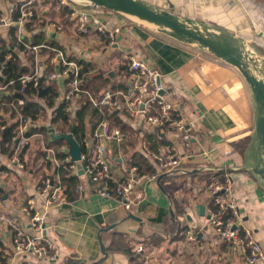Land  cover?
I'll list each match as a JSON object with an SVG mask.
<instances>
[{
	"label": "crops",
	"instance_id": "obj_1",
	"mask_svg": "<svg viewBox=\"0 0 264 264\" xmlns=\"http://www.w3.org/2000/svg\"><path fill=\"white\" fill-rule=\"evenodd\" d=\"M52 1L71 10L65 23L59 15L50 17ZM143 1L179 16L223 28L264 49V0ZM16 2L0 0V18H12ZM74 11L76 14L85 13L89 22L102 23L107 28L119 26L116 43L108 46L103 35L80 32L76 15L72 14ZM35 13L46 37L54 39L68 58L84 60L92 65L89 74L104 70L112 80L119 79L122 67L127 69L130 55L147 59L159 70L163 86L174 91L181 113L196 122L189 150L183 148L178 134L164 133L161 146L176 154H190L188 161L175 170L243 166L244 153L241 155L235 151L234 144L247 136L251 140L253 108L248 87L235 68L100 7L41 0L35 4ZM52 23L59 29L52 27ZM11 27L16 26L0 24V36L6 41L11 37ZM14 34L17 38V31ZM13 50L25 64L27 54L18 47ZM47 58L48 55L41 54L40 76L47 68ZM51 82L57 86L58 94L65 91L62 76ZM123 82L128 85L126 79ZM54 101L55 105L59 103L55 98ZM2 114L0 121L8 127L11 119L6 112ZM124 120L144 130L131 116L125 115ZM33 138L38 141V146L34 148V139H31L24 148L23 169L12 162V146L6 143L3 149L0 146V163L9 169L0 175V214L22 231L31 233L23 206L31 201L34 207L44 212L47 236L61 253L72 252L77 256L76 260L53 264H246L236 250L222 243L207 226L205 210L200 212V206H204L207 197L205 187L210 180L201 173L206 170L170 172L154 180L145 179L139 186L144 192L141 201L134 203L129 210L114 198L99 196L95 185L82 177L80 181L84 183V190L78 198L70 200L69 195L61 194L52 207L46 208L38 194V186L42 174H47L46 178L54 177L55 164L52 163L50 168L46 165L40 167L42 155L34 154L32 157V153L43 152L47 141L37 136ZM135 138L131 140L125 135L122 144L112 142L109 145L108 162L116 178L122 176L129 153L141 146L140 137ZM29 165L38 166V170ZM229 173L242 220L252 230L264 252V190L247 171ZM186 231H193L195 239H187ZM0 242V264H49L30 255L15 254L11 232L4 224H0ZM139 246L143 247V252L137 255L135 250ZM259 264H264V258Z\"/></svg>",
	"mask_w": 264,
	"mask_h": 264
},
{
	"label": "built area",
	"instance_id": "obj_2",
	"mask_svg": "<svg viewBox=\"0 0 264 264\" xmlns=\"http://www.w3.org/2000/svg\"><path fill=\"white\" fill-rule=\"evenodd\" d=\"M39 1L41 0H17L15 19L13 20L11 16L0 18V24L3 26L14 24L17 27L18 42L34 51L33 72L17 79L21 84L19 90L21 93H25L24 85L27 82H33L38 87V81L41 80L39 67L41 54L38 50L46 46H29L22 41L24 26L33 18L35 4ZM58 1L61 4L69 2L68 0ZM72 14L76 15L78 30L83 34L96 32L105 37L108 46L116 43V36L120 33L119 26L107 28L102 23L89 22L83 12L76 14L74 11ZM51 26L59 29L55 23H52ZM48 49L52 52L48 58L54 69L47 74L46 81H55L59 76L64 78L65 91L62 94L56 93L55 100L64 102L66 110L81 106L85 100H88L93 107L100 111L103 107L116 110L121 107L144 130L148 132L152 129L157 130L155 138L158 142L162 141L164 133L173 132L181 138L183 148L190 149L196 122L181 113L174 91L163 86L159 70L147 59L137 55L128 56L126 77L128 85L126 88L93 95L81 86L82 66L76 60L68 59L64 50L58 47ZM11 87L12 82L0 86V115H3L6 108L11 122L16 124L15 134L6 144L13 148V164L23 169L22 152L29 141L36 136L40 137L42 141L44 140L42 134L30 133V131L44 122L34 119L31 114L25 112L26 98H9L13 96L10 92ZM0 122L3 123L2 120ZM6 127L5 123L0 124V139L1 132ZM90 128V131L85 133L79 142L81 147L80 162L84 163L83 174H78L76 163L71 161L66 145L59 149L60 152L67 153L63 162L70 164L73 174L96 184L95 192L99 196L116 199L126 210H129L134 203L141 201L144 192L139 186L142 181L145 179L154 180L160 173H170L178 169L188 161L190 155L176 154L161 144L152 148L148 141L142 140V151L155 165L156 171L149 174L139 170L136 165H123L122 176L116 178L112 174L108 162L109 145L112 142L122 144L125 141L124 132L119 126L114 125L109 116L105 114ZM48 131L50 134H60L57 125H50ZM42 150L44 160L48 159L55 165H59L60 162L54 149L45 145ZM62 190L59 177L55 180L46 178L42 185L38 186V194L42 197L46 208L52 207L58 201ZM83 190L84 183L77 182L69 194V199L78 198ZM205 192L207 197L204 210L207 215V226L215 232L222 243L236 250L246 264H259L264 258V252L252 230L242 220L237 200L234 197L231 174L222 171L220 175L210 178L206 184ZM22 210L28 215L31 233L22 231L5 215L0 214V224H4L11 232L15 254L30 255L49 264L57 261L67 263L70 260H76L77 256L72 252L61 253L55 242L47 236L44 212L34 207L31 201L26 203ZM186 237L189 240H194L195 233L186 231ZM142 252V246L135 250L137 255Z\"/></svg>",
	"mask_w": 264,
	"mask_h": 264
},
{
	"label": "trees",
	"instance_id": "obj_3",
	"mask_svg": "<svg viewBox=\"0 0 264 264\" xmlns=\"http://www.w3.org/2000/svg\"><path fill=\"white\" fill-rule=\"evenodd\" d=\"M18 5V2L15 3ZM104 9V8H102ZM109 12H112L108 9H104ZM71 10L67 6L58 5L56 1L51 2L50 17H56L59 15L62 17L63 22H66V19L69 17ZM114 13V12H112ZM116 14V13H115ZM17 15V10L12 13V19H15ZM39 18L36 13L30 22H27L24 26V33L22 34V41L29 46H40L45 45L46 47H41L38 51L42 55H48L49 57L52 55L50 49L51 47H58L63 50V48L55 42L54 39L46 37L45 33L42 29V23H39ZM36 22V23H35ZM35 23V26H34ZM38 26V28H37ZM17 31L16 27H11L9 33L11 37L8 41L0 36V86H3L9 82H12V87L10 89L12 97H24L27 100L25 106V112L27 114H31L34 119H40L42 116L46 115L48 119V124L45 122L40 124L37 127L31 129L30 133H40L43 135L45 141H47V147L52 148L56 151V156L59 160V165H54L53 175L59 177L62 184V195H69L70 191L73 189L74 185L80 181V177L73 174L72 169L69 163L63 162L66 152H60L59 149L63 145H67L65 140L61 139H53L50 137L48 133V125H57L59 129V133H67L72 123H75V128L73 132L74 138L78 141H81L82 136L91 129V125L95 124L99 118L102 117L103 114L109 116V119L114 125L119 126L122 131H124L125 135L129 136L131 140H136V136L140 137V142L142 145V140H146L150 143L152 148L157 147L158 145L164 142V138L162 141L156 140L157 130H150L149 132L137 128V126L132 125L129 122L124 120L125 115H129L123 108H119V111L116 109H109L108 107H103L101 111L98 108H95L91 105L88 100H85L81 106L76 107L72 110H66V104L64 102H59L55 105L54 98L57 93V86L52 82H46V74L53 70V65L50 63L49 58H47L46 64L47 68L42 72L40 76L42 81V86L44 87V91L41 96L38 95V87L33 84V82H27L24 85L25 93H21L20 87L21 84L17 79L22 75L31 74L34 65V51L27 49L24 45L20 44L15 36V32ZM26 34V35H24ZM17 41V42H16ZM19 48L24 51L26 56V63H23L21 56L15 52L13 49ZM6 56H8L6 58ZM70 60H76L73 58H68ZM81 66V75H82V88L88 90L93 95L102 94L105 91H117L126 88V83L123 82V79L127 77V69L125 70L122 67L123 72L121 73V77L119 79L112 80L109 76V73L106 71H98L92 74H89V70L92 69V65L87 63L84 60H76ZM51 109L49 112L48 110ZM4 112L7 113L6 108ZM49 114V116H48ZM4 123V122H3ZM0 122V124H3ZM15 123H10L8 127L4 128L1 132L0 146L1 149L4 148L5 143L10 141L15 134ZM250 140V136H247L234 144V150L243 155L244 150ZM142 146L139 148H135L133 151L129 153V158L127 159V165H136L139 170L145 173H153L156 171L155 165L149 159V157L142 151ZM24 151V150H23ZM42 156V162L40 167L46 165V167L50 168L52 162L48 159L44 160L43 152L39 153ZM8 168L0 163V175L2 173L8 172ZM203 175H206L207 178H212L214 176H218L222 173V171H213L206 170L201 172ZM167 173L158 174V177H163ZM195 174V173H194ZM42 180L40 181V185H42L43 181L46 179L47 174H42ZM50 176V175H49ZM52 177V178H54ZM51 179V178H49ZM92 183V182H90ZM95 185L96 184L92 183ZM0 190L2 188L0 187ZM1 196V195H0ZM0 247L2 244L0 242ZM3 262V261H2ZM4 264V263H3Z\"/></svg>",
	"mask_w": 264,
	"mask_h": 264
},
{
	"label": "water",
	"instance_id": "obj_4",
	"mask_svg": "<svg viewBox=\"0 0 264 264\" xmlns=\"http://www.w3.org/2000/svg\"><path fill=\"white\" fill-rule=\"evenodd\" d=\"M84 7H100L117 13L137 24L162 33L176 41L201 50L235 68L248 87L253 108L254 128L251 140L244 152L241 167L216 168L203 166L194 170H173L175 173L193 171H247L264 190V49L233 33L205 22L179 16L171 11L143 0H68ZM38 95L44 88L38 81ZM75 123L63 134H50L53 139L65 140L71 161L76 163L78 174H83L80 162L81 147L74 138ZM204 212V206H200Z\"/></svg>",
	"mask_w": 264,
	"mask_h": 264
},
{
	"label": "rangeland",
	"instance_id": "obj_5",
	"mask_svg": "<svg viewBox=\"0 0 264 264\" xmlns=\"http://www.w3.org/2000/svg\"><path fill=\"white\" fill-rule=\"evenodd\" d=\"M46 115L45 116H42V118H41V120L43 121V122H45L46 123ZM32 139H34V138H32ZM37 142L38 141H36V139H34V140H32V143H34V148H36V146H38V144H37ZM39 153H41V151H38V153H32V157L34 156V154H39ZM41 155V154H40ZM28 167H32L33 169H36V170H38V166L37 167H34L33 165H29ZM24 171V170H23Z\"/></svg>",
	"mask_w": 264,
	"mask_h": 264
}]
</instances>
